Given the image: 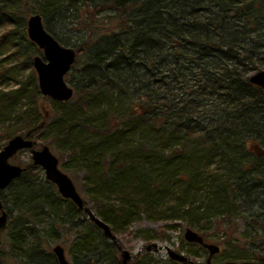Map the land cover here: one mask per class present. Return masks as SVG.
<instances>
[{
  "label": "trees",
  "instance_id": "obj_1",
  "mask_svg": "<svg viewBox=\"0 0 264 264\" xmlns=\"http://www.w3.org/2000/svg\"><path fill=\"white\" fill-rule=\"evenodd\" d=\"M35 13L46 22L82 19L87 34L76 48L78 97L52 100V110L33 68L43 51L27 34ZM0 25V52L9 47V57L32 68L17 87L0 89V119L19 121L0 127V139L60 142L62 168L81 173L72 178L86 204L115 234L145 215L207 238L208 222L237 229L241 211L249 249L229 258L264 263V149L248 147L264 135V89L249 81L264 69V0H0ZM20 164L26 170L0 190L9 213L0 264H59L51 248L59 241L88 264L154 263L146 249L123 263L119 245L41 167ZM107 194L117 195L114 205ZM222 232L224 242L236 237Z\"/></svg>",
  "mask_w": 264,
  "mask_h": 264
},
{
  "label": "water",
  "instance_id": "obj_2",
  "mask_svg": "<svg viewBox=\"0 0 264 264\" xmlns=\"http://www.w3.org/2000/svg\"><path fill=\"white\" fill-rule=\"evenodd\" d=\"M27 33L29 39L43 51V55L33 58V67L36 70L38 84L41 94L56 101H68L74 96V88L66 81V75L72 69L77 51L74 47L61 44L52 33L47 31L43 17L39 13L29 16L27 21ZM250 83L264 88V69L254 71L249 75ZM29 150L33 164L40 166L46 179L53 182L59 193L66 199L73 201L93 221L103 233L119 245L123 263L134 258L129 249L120 245L117 235L111 226L102 220L93 209L86 204L84 197L78 190L74 179L60 167V159L49 145L38 148L32 138L17 134L0 150V190L6 189L15 179L21 176L26 167L12 162L22 150ZM9 213L0 201V230H5L8 225ZM185 240L202 244L209 251L208 264H213L212 256L219 253L221 246L216 243L206 242L204 236L199 232L187 228L184 234ZM147 251H157L162 247L157 242H150L145 246ZM169 257L173 260L197 264L190 256L167 247ZM58 258L59 264H73L67 257L66 250L62 244H56L52 248ZM221 264H264L256 261H226Z\"/></svg>",
  "mask_w": 264,
  "mask_h": 264
},
{
  "label": "rangeland",
  "instance_id": "obj_3",
  "mask_svg": "<svg viewBox=\"0 0 264 264\" xmlns=\"http://www.w3.org/2000/svg\"><path fill=\"white\" fill-rule=\"evenodd\" d=\"M34 8V4L31 5ZM45 27L47 31L53 33L63 44L66 46L71 47H79L81 42L87 38V34H85L84 28V20L80 19L79 21L77 18L74 19L72 22L70 19H50L49 22H46L44 19ZM104 23V20L102 21ZM109 23L106 22V24ZM97 30H100L96 28ZM3 31V27L0 25V33ZM10 49L9 47L1 48L0 52V60L5 59L3 64L6 66L7 70L5 72L8 77H2L0 75V89L9 90L14 87H17L19 84L18 81L22 77H26L32 68L29 66L21 65L20 60L14 59L9 57ZM72 67L69 73L66 75L67 83L72 86L75 90L74 96L68 101H75L78 97L77 85L79 83L77 70ZM43 96V95H42ZM45 97V96H44ZM47 103L49 104V109H53V102L50 97H47ZM54 101V100H53ZM66 102V101H64ZM48 109V108H47ZM10 126L12 130H14L17 126H19V121L15 118L14 114L12 116H7L6 119H0V127ZM11 139V138H10ZM52 139L50 136L47 140ZM8 142V141H7ZM3 139H0V150L7 144ZM41 144H48L46 141L41 142ZM248 147L264 149V135L255 136V140H250L248 142ZM256 147V148H257ZM52 151L58 155L60 159V166L63 167V160L67 159V153L64 152L65 148L61 147L60 142H54L50 145ZM31 159V152L27 149L22 150L19 152L15 157L12 158L14 163H27ZM65 170V169H64ZM41 172V177L45 176L43 169L39 170ZM71 177L77 176V179H80L81 173L78 170H65ZM45 178V177H43ZM78 187L81 185L80 181L77 180ZM81 194L88 199L86 196V192L83 189H80ZM109 200L106 202L107 205H114L115 199L117 197L116 194H107L106 195ZM96 212V210L94 209ZM241 211H236V216L233 219L234 226H237V229L233 228V225L228 228V226L222 222L221 219L213 220L208 222L207 225L204 226V234L207 236L208 241L216 244L222 245L223 249L219 254L213 256V262L215 264H220L224 261L228 260H235V261H242L241 259H233L229 258L232 255V252L238 250L248 251L249 247H245L247 242H241L240 236L245 232V227L247 228V223L245 222V215L240 214ZM187 226L182 221H173V222H166V221H156L151 220L145 215L142 216L141 219L133 222L124 233H116L118 239L120 240L121 244L125 246V248L129 249L130 252L135 255L139 250L144 247L145 245L149 244L150 242H157L162 248L158 249L157 251H153L151 257L154 259L153 264H167L169 263V255L167 247H170L178 252H183L191 256L197 264H207L206 258L208 257V252L205 251L198 246H186L183 244L185 241L184 234ZM239 228V231H238ZM230 229V236L236 234V237L232 241H225V236L222 231ZM235 230L236 232H233ZM5 235V232H4ZM153 235H159L158 237H153ZM164 237H160L163 236ZM152 237V238H151ZM232 237V236H231ZM239 241V242H237ZM61 243L63 246H66L63 242H53L51 248L56 244ZM202 247V246H200ZM188 250H192L193 253L198 254V257H193L188 253ZM66 253L68 259L74 264L75 262L79 264H88L86 261L81 257H76L69 253V248H66ZM75 260V261H74Z\"/></svg>",
  "mask_w": 264,
  "mask_h": 264
}]
</instances>
